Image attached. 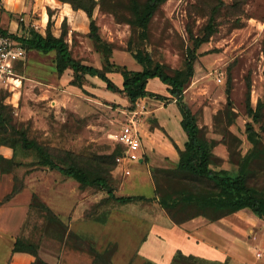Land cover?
<instances>
[{"label": "rangeland", "instance_id": "374dc122", "mask_svg": "<svg viewBox=\"0 0 264 264\" xmlns=\"http://www.w3.org/2000/svg\"><path fill=\"white\" fill-rule=\"evenodd\" d=\"M138 2L144 4L146 0ZM217 2L168 0L151 20L149 38L143 48L151 52L155 62L164 64L168 73L183 68L187 52L193 48L190 31L194 36L202 34L210 9ZM223 2L226 6L218 16L217 32L198 50L195 75L186 89L185 101L196 115L201 136L214 144L215 169L234 171L253 147L248 139L249 123L253 124L264 146V130L261 129L264 109L260 122H255L248 112V104L256 109L264 102V0H245L238 7L235 0ZM5 3L0 0L1 29L17 36H26L32 30L44 35L49 30L58 37L64 34L74 59L103 67L102 54L90 37V21L82 10H74L60 0H26L27 9L20 12L9 10ZM128 5V0H105L103 6L95 8L94 18L104 41L112 44L111 60L138 71L140 64L128 52L130 40L139 42L135 28L126 21V18L132 19ZM55 59V52L43 54L27 50L14 85L0 89V103L8 106L12 114L11 125L25 131L29 140L45 147L57 160L63 159L65 167L75 162L82 167L96 168L101 161L106 162L112 169L111 183L117 196L150 197L152 189H156L152 177L154 167L146 168L142 175L138 165L131 164L132 174L128 176L110 157L121 150L117 136L125 124L135 121L142 134L146 123H156L152 107L155 104L167 107L171 103L138 101L132 110L123 93L109 91L98 78L86 77L82 87L73 85V72L68 70L60 75ZM109 77L122 88L120 74L112 73ZM153 81L150 89L161 93L157 84L165 85L158 79ZM170 114L168 110L158 111L160 118ZM0 136L6 141L17 138L10 125L7 129L0 128ZM18 148L16 160L21 165L14 169L17 184L24 186L26 175L36 171L30 182L33 188L40 189L38 185H43L44 193L51 195L66 216L76 204L73 192L80 194L82 201L95 200L89 210L86 209V217L104 219L112 215L107 226L90 221L86 227L106 235L96 240L94 252L101 254L108 244L118 245L113 264H130L133 259V264H144L145 260L171 264L178 250L227 264H264V221L249 210L227 216L222 223L224 232L209 230L210 221L205 217L175 224L157 200L125 205L106 200L105 192L93 187L82 188L74 179L39 165L35 151L23 150L21 145ZM177 165L168 163L162 169L176 170ZM252 168L249 184L264 187V156ZM139 177L144 180L142 183H138ZM167 177L160 174L159 184L163 191L170 193L192 186L210 189L209 185L197 184L185 176L170 174ZM194 213L189 211L188 214ZM176 214L187 216L181 211ZM60 230L49 224L45 212L31 208L21 238L39 246V254L43 251L56 264H92L91 251L79 253L73 249L74 241L68 247L58 241ZM207 241L217 252L204 245ZM235 254L244 257L240 261ZM258 254H262L261 258Z\"/></svg>", "mask_w": 264, "mask_h": 264}, {"label": "trees", "instance_id": "16d2710c", "mask_svg": "<svg viewBox=\"0 0 264 264\" xmlns=\"http://www.w3.org/2000/svg\"><path fill=\"white\" fill-rule=\"evenodd\" d=\"M68 3L74 10H82L90 21V37L94 40L97 50L102 54L103 67L97 68L86 65L73 58L65 35L55 36L48 30L47 34H42L32 30L28 35L18 37L28 51H37L43 54L56 53L55 68L60 75L66 71L73 72L72 84L78 87L83 86L86 77L98 78L109 91L114 93H123L129 103L130 109H134L138 101L144 99H154L163 103L175 102L178 106L182 121L181 125L187 135V141L183 150L177 148L179 161L176 170L153 168L152 177L155 183L154 198L158 204L168 213L175 224H182L197 217H205L210 222H216L229 215L238 213L242 210H249L260 220L264 221V187L258 188L249 184L253 175V164L264 156V146L262 145L259 134L254 130L253 124L247 126L248 139L252 143V149L243 157L237 170L215 169L214 144L201 136V128L198 125L196 115L185 101V92L195 75V63L198 60V50L208 43L212 36L218 30V16L220 15L225 3L223 0L213 5L208 14V20L200 36H194L190 31L193 40V48L187 52L183 68L177 69L173 74L167 72L164 64L155 62L150 51L143 48V44L149 38V24L159 8L168 0H146L140 4L138 0H128L127 9L132 15V19H127L132 27L135 28L138 43L132 40L128 43V52L140 64L141 70H130L126 66L114 63L111 60L113 48L112 44L104 41L99 33V27L94 18V11L98 5L103 6L105 0H60ZM245 0H235V6L243 4ZM115 10H112L114 12ZM118 73L123 78L122 88H120L110 77L109 74ZM159 79L168 88L170 97L159 93L151 92L147 89L151 79ZM264 109V102L258 104L254 109L248 104V112L255 122H260L261 113ZM12 114L8 106L0 103V128L7 129L9 125L13 134L17 138L6 141L0 136V143L9 146L14 150V158L7 160L0 157L1 169L3 173H14V169L21 163L17 162V149L21 145L23 150L35 151L38 156V164L48 167L50 170H56L62 175L77 181L82 188L93 187L107 194L106 200H114L117 204L125 205L136 201H150L144 196H117L111 183V168L106 166V162L101 161L100 166L96 168L82 167L78 163H70L65 167L64 160H57L45 147L34 140H29L27 133L11 125ZM264 130V123L261 127ZM119 143V142H118ZM119 153L114 152L110 159L116 162V158L123 153V146ZM166 177L170 174L176 176H185L186 179L200 185L207 184L210 189L192 186L189 189H183L177 193L163 191L159 184V175ZM15 182L17 175L14 173ZM169 178V177H167ZM24 186L22 184L14 185L13 192L6 200L20 192ZM156 195V197H155ZM31 208H37L45 212L49 224L59 227L61 232L58 234V241L68 247L71 241H74L73 249L77 252L85 250L93 253L92 264H113L112 257L118 249L115 243L108 244L105 250L100 254L94 252V236H79L70 231L61 219L42 201L37 195H34ZM181 211L187 213V216L179 217L176 213ZM189 211H195L194 214H188ZM109 216L104 219H94L97 222L105 224ZM92 242L93 244H90ZM86 248V249H85ZM13 252H28L36 257L34 264H49L39 255V246L33 243H27L22 238H17ZM134 259L130 262L133 264ZM144 264H155L150 260H145ZM171 264H227L221 261H212L192 254H185L178 250L174 255Z\"/></svg>", "mask_w": 264, "mask_h": 264}, {"label": "crops", "instance_id": "0c3cea01", "mask_svg": "<svg viewBox=\"0 0 264 264\" xmlns=\"http://www.w3.org/2000/svg\"><path fill=\"white\" fill-rule=\"evenodd\" d=\"M5 2H6L5 3L6 7L11 11L20 12L27 9L25 6L26 0H5ZM47 20H49L48 13H47ZM153 80H157V78L151 79L149 81L147 89L151 92L158 93L157 92L158 90L152 91L150 89V85L152 84ZM122 84H123V78H122ZM157 85L158 88H161L162 90V92L159 94L169 97L170 94L168 95L167 94L168 90H166L168 87L165 84H164L165 86H161L160 84ZM144 100L148 101L154 99H144ZM144 100H141V102L143 103ZM155 101L164 104L161 101L158 100ZM156 105L158 104H155L152 107L153 108L152 113L155 115L156 123L153 125L146 123L142 129L143 160H141L140 162L130 163L127 166V168L131 170L130 168L131 164L138 165V169L139 170L141 169L140 173H142V175H143L142 171H145L146 168L149 167L163 168V167H167L168 163H174V162L178 163L179 153L177 148L183 150L185 147V143L187 141V135L181 125L182 115L176 103L171 102V104L167 105V107H164L161 104L158 105L159 107H156ZM160 109L164 111L168 110L170 111L171 114L166 115V117L163 115L160 118L158 116V111ZM171 126H174V128H172ZM0 157H3L7 160H11L14 158V150L9 146H4L1 145L0 143ZM122 167L123 166L118 165V168L122 169ZM36 173H37L36 171H32L28 175H26V181L22 190L16 193L15 195H13L9 200H6V198L9 195H11L14 189V184H15L14 175L12 173H3L0 163V264H34L36 260V257L28 252H13L14 244L17 238L22 237L24 224L30 217L31 204L33 202L34 195H37L41 199V201L45 203L61 219V221L66 226H68L69 230L74 232L75 234L79 236H94L96 240L106 236L101 232L95 233L89 230L86 227V225H89L90 221H94L95 223H98L100 225L107 226L110 223L112 215L108 218V221L105 224L97 222L93 218L86 217V211H87L86 209H88L89 205L91 203H94L95 200L91 202L90 200H88L87 203L86 201H82L80 194H78L77 192L76 193L73 192V194L76 195L75 197L76 204L70 215L66 216V213L64 211H60L61 207H59V205L56 204V201L52 199V197H50L51 195H47L44 193L42 189L43 185L42 186L38 185V188L40 189L33 188L30 182L32 181V177ZM131 174H132V170L130 175ZM143 181L144 180L139 177L138 183H142ZM57 188L58 186L54 187L52 191L54 192ZM152 190L153 191L150 197L144 196L147 199H151L150 201H153L154 198V189ZM226 218L227 217L218 220L216 222H209L208 223L210 224L208 226L209 230L217 229V231L221 230L224 232V228H223L224 226L222 223L226 221ZM195 221H200V220H195ZM196 244H200V243L196 242ZM204 245L208 246L211 249H214V246L209 244L208 241L205 242ZM215 251L217 252V249ZM39 255L47 263L56 264L54 261H51V259L48 257L49 255L44 254L43 251ZM192 255H196V254H192ZM197 256L207 258L201 255H197ZM235 257L236 258L238 257L237 259L241 261L244 255L235 254ZM258 258H261V256Z\"/></svg>", "mask_w": 264, "mask_h": 264}, {"label": "built area", "instance_id": "2783aa9c", "mask_svg": "<svg viewBox=\"0 0 264 264\" xmlns=\"http://www.w3.org/2000/svg\"><path fill=\"white\" fill-rule=\"evenodd\" d=\"M18 37L20 36L0 28V89L14 85L17 69L27 57V49ZM117 141L122 144L123 153L116 158V162L124 167L126 175H130L131 170L127 166L143 160L142 134L137 123L133 121L125 124L119 131Z\"/></svg>", "mask_w": 264, "mask_h": 264}]
</instances>
